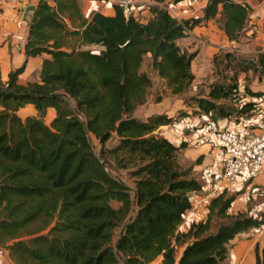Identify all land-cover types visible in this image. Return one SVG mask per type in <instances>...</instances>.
<instances>
[{"label":"trees","instance_id":"obj_1","mask_svg":"<svg viewBox=\"0 0 264 264\" xmlns=\"http://www.w3.org/2000/svg\"><path fill=\"white\" fill-rule=\"evenodd\" d=\"M78 1L39 0L34 9L24 52L47 55L39 81L18 84L23 65L5 83L0 79V246L15 264H222L229 242L264 225V214L228 212L236 193L224 189L210 200L204 220L180 231L192 207L190 194L201 183L177 162L185 143L176 146L155 133L177 118L132 116L151 86L149 76L139 72L144 55L150 54L152 68L173 94L193 80L194 54L182 52L175 41L200 19H176L168 0H153L145 21L133 12L125 15L117 3L112 15L96 11L85 19ZM217 14L228 40H236L250 22L246 0H208L202 19ZM74 18L79 26L70 29L66 20ZM74 35L78 46L68 47L64 39ZM256 62L261 77L264 53ZM236 88L235 83L212 85L207 97L196 99L199 111L210 118L231 116L216 101L234 97ZM246 91L264 99V92ZM26 104L34 106L35 116L18 115ZM254 105L241 102L238 116ZM49 107L55 116L46 123ZM113 135L118 143L106 148ZM108 156L123 167L137 166L134 189L110 172ZM41 218L45 233L19 237ZM178 246L183 248L177 257ZM254 251L255 264H264L258 244Z\"/></svg>","mask_w":264,"mask_h":264},{"label":"crops","instance_id":"obj_2","mask_svg":"<svg viewBox=\"0 0 264 264\" xmlns=\"http://www.w3.org/2000/svg\"><path fill=\"white\" fill-rule=\"evenodd\" d=\"M38 1L22 0L20 4L9 5L0 16V79L3 83L7 81L12 70L22 65L23 70L17 76L18 84L26 85L29 82L39 81L42 58L47 57V55L26 57L24 52L33 12ZM130 1L133 14L142 18V21L149 17L147 6L156 4L153 0ZM117 2L118 0H79L82 14L86 18L96 11L112 15L113 3ZM246 2L250 7V21H255L257 27L253 30L255 34H253L249 46L238 48V51L250 53L254 58L247 60L251 66L247 69L246 74L242 71L239 75L238 95L243 96L242 102H255L254 110L257 113L251 117H247L251 112L245 113L239 116L238 119L231 116L214 119L220 126L240 132L256 130L262 126L264 121L262 98L253 97L244 90L247 87L252 92H264V72L259 78L257 75L259 66L256 62L257 55L264 53V0H246ZM206 4L207 2L200 0H181L177 3L171 0L167 1V10L176 19H200V22L193 24L188 29L186 37L175 41L182 52L194 54L190 62V70L195 80L199 78L195 71V61L201 53L212 54L224 42L235 47L233 45L235 40L227 39L222 28H217L214 18L202 19ZM15 18H17V21L13 20ZM218 38L221 39V44L218 42ZM199 46L201 48L200 52H198ZM235 49L237 48L235 47ZM144 56L150 58V54ZM205 65L208 68L207 72H209L210 66ZM155 77L161 80V83L164 82V79L160 76L156 75ZM171 96L165 95L156 102L148 99L145 104L135 108L132 116L146 119L153 115L166 114L169 117L176 118L175 113L179 107L184 108L185 113L178 116L173 124L162 125L157 131L176 146L182 142L185 143V147L179 151L180 156L188 158L190 161L198 160L195 171L196 177L201 183V189L190 194L192 207L184 214L183 222L179 225L180 231H186L192 222L202 221L206 218L207 206L210 200L224 190L220 187L219 177L223 166L228 160V155L212 136H210V143H202L199 139L203 123L210 116L202 114L198 107L194 108L195 114L191 111H185L187 108L184 107V104H181L183 101L177 96ZM150 102L153 104H150ZM17 113L21 118H25L35 116L36 110L32 104H26L19 108ZM54 116L55 110L51 107L47 108L44 116L45 122L49 123ZM226 190L229 193H236L228 212L245 211L253 217H257L260 213L264 214V171L253 177H246L242 174L237 183ZM256 244H258L260 251L264 253V225L237 234L229 242V253L222 264H255L254 249ZM3 254L8 257L7 250H4ZM10 262L11 260L6 258L4 261L0 260V264H13Z\"/></svg>","mask_w":264,"mask_h":264},{"label":"rangeland","instance_id":"obj_3","mask_svg":"<svg viewBox=\"0 0 264 264\" xmlns=\"http://www.w3.org/2000/svg\"><path fill=\"white\" fill-rule=\"evenodd\" d=\"M79 2V1H78ZM80 6V3H79ZM81 10V7H80ZM82 14V10H81ZM83 15V14H82ZM91 15L88 16V18L84 17L85 19H89ZM142 20V18H139ZM80 21L77 18H74L72 22L68 20L67 24L70 29L73 28V26H79ZM214 23L216 24L217 28H222L223 24V17L222 15H218L214 18ZM257 27V24L255 21L251 20L245 27V30L242 32V34L235 40V47H233L231 44H226L225 42L222 43L221 47L217 49L215 52H212V54H203L197 58L195 61V71L199 75L198 79H194L190 82V84L186 87V89L179 94H173L165 84V81L161 83V80L157 79L155 76L158 75L156 71L151 66V57L147 58L146 56L143 57L142 64L139 68V72H145L150 80H151V86L148 88L147 94H146V100L143 104H145L148 99H150L152 102L159 101L163 96L165 95H172L177 96V98L181 99L183 101L184 107L187 108L185 111H191L193 114H195L194 108H197L196 99L201 97H207L211 86L214 84H225L228 85L229 83H235L237 85L236 91L237 94L234 97H228V98H221L216 101L219 105H223L225 108H227L231 112L232 118L238 119V109L240 106V103L242 102L241 99L243 96L238 95V87H239V75L240 73L245 72L249 66H251L247 61L249 59H254L252 54L238 51V48H244L249 46L248 44L251 43V39H253V34L255 32L253 31L254 28ZM66 45L68 47H77L78 46V36H66L64 39ZM218 42H221V39L218 38ZM221 44V43H220ZM200 48V46H199ZM198 48V49H199ZM201 48L198 50L200 52ZM246 59V60H245ZM245 60V61H244ZM210 66L209 72H207L208 68L206 65ZM257 75L259 76V72H257ZM261 78V77H259ZM247 87L244 88L246 91ZM171 96V97H172ZM181 101V102H182ZM150 102V104H153ZM142 104V105H143ZM141 105H138L139 107ZM182 106V105H181ZM178 108V107H176ZM177 113V114H176ZM175 117L183 115L184 108L179 107V109L176 111ZM257 111L253 110L247 117H251L256 115ZM212 118L217 119L219 116L217 114H212ZM159 128V127H158ZM157 128V130H158ZM155 131L158 132V131ZM160 133V132H159ZM94 145L96 149H99V144L97 140L93 139ZM118 143L117 136L113 135L108 141L105 142L106 148H111L115 146ZM107 163L109 165L110 172L115 175L117 178H119L121 181H123L125 184H127L131 189H134L136 181L139 179V177L134 176L132 174V171H134L137 166L133 165V162H127V165L125 167L121 166L120 163H118L113 157H107L106 158ZM198 160L190 161L188 158H183L182 156L177 155V162L180 166V168L191 169V175L196 177V171H195V165ZM138 163V162H137ZM112 206L117 207L119 203L116 201H111ZM44 218L39 219L33 223H31L28 227L23 229L19 233V237L22 239H27L30 237L31 234L34 232L39 231L40 233H45L48 229L44 227ZM121 231V227H118L113 232V243L116 242L118 235ZM183 246H178L176 248V256L178 257L181 253ZM6 250L5 248L0 246V260L4 261V259H10V263H14V261L10 258L9 254L8 257H6L3 254V251Z\"/></svg>","mask_w":264,"mask_h":264},{"label":"built area","instance_id":"obj_4","mask_svg":"<svg viewBox=\"0 0 264 264\" xmlns=\"http://www.w3.org/2000/svg\"><path fill=\"white\" fill-rule=\"evenodd\" d=\"M21 1L0 0V16L7 6L20 4ZM200 1L207 2L208 0ZM117 4L125 15L132 13L130 0H118ZM13 20L17 21V18ZM262 105L264 118V99H262ZM210 136L228 155V160L219 177L222 189L234 186L242 174L246 177H253L264 171V121L262 126L256 130L240 132L222 127L214 119L208 118L203 123L199 139L202 143H210Z\"/></svg>","mask_w":264,"mask_h":264}]
</instances>
